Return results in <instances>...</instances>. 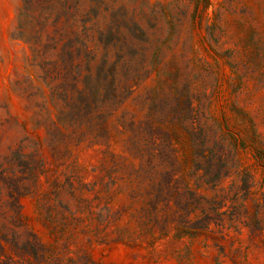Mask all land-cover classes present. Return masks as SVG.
<instances>
[{"label":"rangeland","instance_id":"1","mask_svg":"<svg viewBox=\"0 0 264 264\" xmlns=\"http://www.w3.org/2000/svg\"><path fill=\"white\" fill-rule=\"evenodd\" d=\"M0 264H264V0H0Z\"/></svg>","mask_w":264,"mask_h":264}]
</instances>
